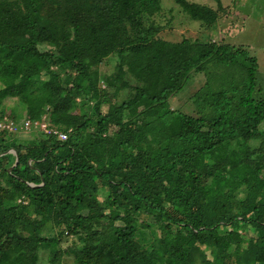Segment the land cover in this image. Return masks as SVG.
<instances>
[{
  "label": "trees",
  "instance_id": "trees-1",
  "mask_svg": "<svg viewBox=\"0 0 264 264\" xmlns=\"http://www.w3.org/2000/svg\"><path fill=\"white\" fill-rule=\"evenodd\" d=\"M172 1L206 27L218 14ZM159 10L160 0H0V116L21 107L23 120L67 133L0 129V153L18 157L0 155V264H37L46 246L50 264H264L256 60L241 46L158 36ZM212 55L243 58L241 87L198 88L191 97L211 114L170 107Z\"/></svg>",
  "mask_w": 264,
  "mask_h": 264
},
{
  "label": "rangeland",
  "instance_id": "rangeland-1",
  "mask_svg": "<svg viewBox=\"0 0 264 264\" xmlns=\"http://www.w3.org/2000/svg\"><path fill=\"white\" fill-rule=\"evenodd\" d=\"M203 4L215 9L218 14L210 27L198 20L192 19L187 12L175 4L172 0H160V10L155 13L151 20L162 27L158 36L170 41H179L186 37L199 41L212 40L217 44H227L228 46H241L245 48L249 56L256 60L255 71L256 87L264 93V0H188ZM47 46H41L40 50H45ZM116 61V55H110L98 66L99 72L109 73L112 65ZM203 69L190 73L183 87L174 95L168 97L170 107L192 116L207 115L212 113V109L206 105V101L191 97L200 87L202 92L226 90L228 95H234L237 87L245 78V68L243 58L237 56L234 63H222L212 55L202 62ZM99 86L103 87V82L99 81ZM206 90V91H205ZM126 91V90H125ZM126 93H128L126 91ZM123 99L128 95H122ZM93 100H90L88 107ZM13 105V101L5 103ZM102 112L107 110L106 104H100ZM19 115L13 121L17 122L15 134L19 138H29L34 135L37 129L22 126L24 114L21 107L17 108ZM92 112V108L90 109ZM9 117V114L6 113ZM31 125V124H30ZM255 146L257 141H251ZM244 194L241 191L238 195ZM45 235H52V231L47 230ZM69 244L68 238L60 242L61 247ZM53 246L40 248L37 264H50L48 254Z\"/></svg>",
  "mask_w": 264,
  "mask_h": 264
},
{
  "label": "built area",
  "instance_id": "built-area-1",
  "mask_svg": "<svg viewBox=\"0 0 264 264\" xmlns=\"http://www.w3.org/2000/svg\"><path fill=\"white\" fill-rule=\"evenodd\" d=\"M22 126L27 128V126L31 127L34 126L37 129H40L45 134H52L55 135L58 139L64 140L67 137V133L63 130H60L57 127L51 126L46 124L45 122H37V121H29V120H23ZM31 124V125H30ZM28 127V128H29ZM0 128L7 129L8 131H16L17 124L13 119L3 116L0 117Z\"/></svg>",
  "mask_w": 264,
  "mask_h": 264
},
{
  "label": "crops",
  "instance_id": "crops-1",
  "mask_svg": "<svg viewBox=\"0 0 264 264\" xmlns=\"http://www.w3.org/2000/svg\"><path fill=\"white\" fill-rule=\"evenodd\" d=\"M3 116H7V117H9L8 115H6V114H4ZM3 116H0V117H3ZM10 118V117H9ZM12 119V118H11ZM28 120V119H27ZM38 122V121H37ZM44 122V121H43ZM16 124H17V122H15ZM46 124H48V125H50L48 122H45ZM51 126H54V125H51ZM54 127H56V126H54ZM30 128H34V126H31V127H29V129ZM1 130H6L7 132H9V133H15V131H8L7 129H4V128H0ZM35 129H37L36 127H35ZM37 130H39L40 132H43V131H41L40 129H37ZM47 135H52V134H47ZM55 136V135H54Z\"/></svg>",
  "mask_w": 264,
  "mask_h": 264
},
{
  "label": "water",
  "instance_id": "water-1",
  "mask_svg": "<svg viewBox=\"0 0 264 264\" xmlns=\"http://www.w3.org/2000/svg\"><path fill=\"white\" fill-rule=\"evenodd\" d=\"M7 152H11V153H13V154L15 155V159H14L12 165L16 164V162H17V160H18V157H17V154H16V152H15L14 149H8V150H6V151L0 153V155H1V154H5V153H7ZM12 165H10V167H11ZM10 167H9V168H10Z\"/></svg>",
  "mask_w": 264,
  "mask_h": 264
}]
</instances>
